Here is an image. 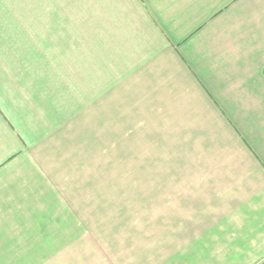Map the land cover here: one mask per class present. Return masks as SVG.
<instances>
[{"label": "crops", "instance_id": "0c3cea01", "mask_svg": "<svg viewBox=\"0 0 264 264\" xmlns=\"http://www.w3.org/2000/svg\"><path fill=\"white\" fill-rule=\"evenodd\" d=\"M55 4L57 35L71 37L55 75L43 47L34 61L32 45L18 58L16 44L0 43V200L48 128L51 98H71L73 111H169L171 131H191L192 147L216 140L217 170L202 177L217 182L154 206L160 234L96 264H264V0Z\"/></svg>", "mask_w": 264, "mask_h": 264}, {"label": "rangeland", "instance_id": "374dc122", "mask_svg": "<svg viewBox=\"0 0 264 264\" xmlns=\"http://www.w3.org/2000/svg\"><path fill=\"white\" fill-rule=\"evenodd\" d=\"M55 11V0H0V43L16 44L18 58L32 45L34 61L43 47L50 76L70 54L59 49L71 44L57 35ZM51 99L48 128L2 188L9 226L1 229V264H96L107 252L120 259L160 234L154 206L215 186L202 176L217 170L216 140L210 134L209 149L192 147L191 131H171L169 111H73L71 98Z\"/></svg>", "mask_w": 264, "mask_h": 264}]
</instances>
